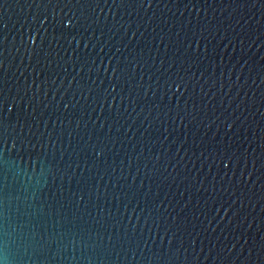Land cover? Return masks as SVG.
<instances>
[{"label":"water","instance_id":"1","mask_svg":"<svg viewBox=\"0 0 264 264\" xmlns=\"http://www.w3.org/2000/svg\"><path fill=\"white\" fill-rule=\"evenodd\" d=\"M0 260L264 264V0H0Z\"/></svg>","mask_w":264,"mask_h":264},{"label":"clouds","instance_id":"2","mask_svg":"<svg viewBox=\"0 0 264 264\" xmlns=\"http://www.w3.org/2000/svg\"><path fill=\"white\" fill-rule=\"evenodd\" d=\"M0 264H6L4 260H0Z\"/></svg>","mask_w":264,"mask_h":264}]
</instances>
